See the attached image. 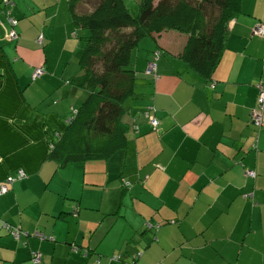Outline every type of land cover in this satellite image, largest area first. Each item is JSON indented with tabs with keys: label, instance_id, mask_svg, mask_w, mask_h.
<instances>
[{
	"label": "crops",
	"instance_id": "1",
	"mask_svg": "<svg viewBox=\"0 0 264 264\" xmlns=\"http://www.w3.org/2000/svg\"><path fill=\"white\" fill-rule=\"evenodd\" d=\"M13 1V14L0 12V184L19 170L26 178L0 197V264H34V251L41 264H264V126L251 123L264 81V38L253 34L264 0H242L209 80L182 59L186 35L153 33L155 45L136 48L137 94L124 123L137 148L123 179L104 161L61 168L49 160L54 133L79 103L63 99L86 96L63 87L69 71L80 74L82 28L69 0ZM9 17L18 20L16 42L7 39ZM157 51L153 77L147 68ZM41 66L46 74L33 81ZM47 85L60 114L49 110ZM148 106L158 132L143 116ZM4 223L55 242H17Z\"/></svg>",
	"mask_w": 264,
	"mask_h": 264
},
{
	"label": "trees",
	"instance_id": "2",
	"mask_svg": "<svg viewBox=\"0 0 264 264\" xmlns=\"http://www.w3.org/2000/svg\"><path fill=\"white\" fill-rule=\"evenodd\" d=\"M79 1L70 0L74 23L82 28L80 53L76 57L80 74L67 78L66 86L63 87H70V91H67L70 93L84 91L86 96L78 104L69 107L63 131L55 132V140L49 143V160L57 162L61 168L71 164L104 161L108 166L115 167L113 171L123 179L129 177L135 167L132 157L137 147L129 140L124 118L128 111L126 102L134 100L137 94V75L131 69V63L140 41L166 30L186 35L188 42L182 59L199 77L209 80L224 55L230 22L242 13V0H158V3L155 0H141L136 13L131 12L125 0H102L92 13L77 15ZM0 5V12L2 10V13L10 14L12 10L13 14V0H1ZM9 26L16 38L12 39L8 34V41H18V20L9 17ZM126 29L132 31L125 33ZM37 43L44 47L43 34L38 37ZM112 44L113 47L107 50ZM157 53L161 57V51H157L149 65L154 62L157 66L160 59L156 60ZM95 61L101 62L102 72L96 70ZM38 69L42 73L34 77ZM34 72L32 80L36 81L46 74V68L37 67ZM150 108L153 107H146L143 116L153 131L158 132L161 123L156 115L159 122L157 127L146 117ZM263 126L264 123L257 129ZM133 129L136 132L139 130L137 125ZM253 147L257 148V143ZM20 171L12 176L14 182L7 184V179L0 184V187H8V192L0 197L11 191L13 183L26 178L24 171L25 176L20 178ZM247 172L255 173L245 169L248 178L252 177ZM123 185L127 187L131 184L123 180ZM3 227L17 242L31 238L55 242V238L40 231L30 233L21 226L8 223H4ZM35 256L39 259L37 262ZM137 256L138 253H135L133 259L136 260ZM112 260L119 261L121 256H114ZM32 263L41 264L42 255L34 251Z\"/></svg>",
	"mask_w": 264,
	"mask_h": 264
},
{
	"label": "built area",
	"instance_id": "3",
	"mask_svg": "<svg viewBox=\"0 0 264 264\" xmlns=\"http://www.w3.org/2000/svg\"><path fill=\"white\" fill-rule=\"evenodd\" d=\"M253 34L257 35V36H259L261 38H264V21L258 23L253 28ZM9 36L12 39L16 38V34L13 31H11L9 33ZM159 57H160V53H157L156 56H155L156 60L159 59ZM262 71H263V75H264V60H263ZM41 73H42L41 70H39V69L36 70L34 72V77H38ZM147 73L150 74V75L156 76V74H157V66H156V64L154 62L150 63V65H149V67L147 69ZM261 87L262 88H261V92L259 93L257 106L253 109V111L251 113V123L253 125H255L256 127H261L263 125V123H264V81L261 83ZM146 117L150 120L151 124H153L155 127H157L159 125V122H158V120L156 119V117L154 115V109L153 108H150V112L148 111L146 113ZM19 174H20V178L25 176L23 171H20ZM247 175L249 177L256 178V173H254V172H247ZM11 181L14 182L15 179H13V177H9L8 181H7V184H9ZM7 192H8V187H6V185H2L0 187V195L5 194ZM248 197L249 196H245V198H248ZM6 228L9 229V226H6ZM14 235L18 236L17 233H14ZM38 260L39 259L36 257L35 261L37 262Z\"/></svg>",
	"mask_w": 264,
	"mask_h": 264
},
{
	"label": "rangeland",
	"instance_id": "4",
	"mask_svg": "<svg viewBox=\"0 0 264 264\" xmlns=\"http://www.w3.org/2000/svg\"><path fill=\"white\" fill-rule=\"evenodd\" d=\"M70 1V0H69ZM102 0H80L79 3L76 6V14L77 15H83V14H90L92 13L94 10H96V8L99 6V4L101 3ZM126 1V5L128 6V8L131 10V12L136 13L138 11V5L140 3L141 0H125ZM157 1V0H155ZM132 30L131 29H126L124 30L125 33H130ZM158 39V37H157ZM150 41L151 43H153L155 45V42L153 39L151 38H145L143 40L140 41L139 46L137 47V51L136 53L139 51L140 46L143 45L144 41ZM113 47V44L110 45L109 47H107L106 49L109 50L110 48ZM96 65V70L98 72H102L103 68H102V64L99 61H95L94 62ZM73 76H76L72 73V71H69L68 74L66 75V79L67 78H73ZM70 87H68V89H66V91H70L69 90ZM43 93L44 94H49V99L51 101H54L53 106L49 107V110L52 111H56L59 114L62 112V104H56V99L52 96L54 91H51V88L47 85L44 89H43ZM84 97V93H80V95L78 97H76L74 100H71V98L67 99L64 98V104H66V101L68 100L69 102H80ZM130 102V100H128V102L126 103L128 105V103Z\"/></svg>",
	"mask_w": 264,
	"mask_h": 264
}]
</instances>
